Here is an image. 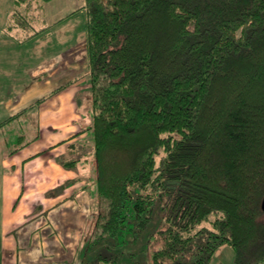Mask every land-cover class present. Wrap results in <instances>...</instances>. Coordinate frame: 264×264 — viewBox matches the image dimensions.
Here are the masks:
<instances>
[{
  "label": "trees",
  "instance_id": "obj_1",
  "mask_svg": "<svg viewBox=\"0 0 264 264\" xmlns=\"http://www.w3.org/2000/svg\"><path fill=\"white\" fill-rule=\"evenodd\" d=\"M52 1L16 0L14 39L49 30L34 20ZM82 9L99 201L88 252L139 244L159 216L133 264H212L225 245L235 264L264 263V0ZM125 256L104 245L91 263Z\"/></svg>",
  "mask_w": 264,
  "mask_h": 264
},
{
  "label": "crops",
  "instance_id": "obj_2",
  "mask_svg": "<svg viewBox=\"0 0 264 264\" xmlns=\"http://www.w3.org/2000/svg\"><path fill=\"white\" fill-rule=\"evenodd\" d=\"M76 1L72 0L76 7L79 4H82L80 5L82 7L86 2L79 0L77 5ZM45 6L46 3L43 6V14L40 16L39 13L34 20L36 30L52 28L63 21L60 6H52L49 18ZM62 6L71 10L68 3ZM16 7V0H0V124L4 123L3 128H11L17 121L20 124H24L25 121L32 124V127L27 124L26 128H20L18 137L14 138L19 144L10 150L12 155L15 154L20 159L16 165L22 164L25 168L41 159L40 155L47 153L49 149L59 151L68 146H77V141L92 125V116L89 113L93 98L90 79L87 78L88 53L87 42L84 39L86 36L80 41L77 38L78 42L75 44L59 48L52 54L50 42H53V36L50 38L49 30L33 39L18 42L11 32H17L19 37L26 33L22 29L14 28L12 31L8 28L10 17L16 11ZM63 36V32L57 33L56 36L60 39L56 38V43L62 46L65 45ZM42 128L49 134L48 138L53 134L52 142L48 147L34 148L32 146L38 144L42 138ZM64 152V157H74L72 162L81 160L77 158L82 153L81 149L71 154L68 153V149ZM36 168V172L45 171L41 163ZM48 169L36 180L37 183L40 182L38 203L52 205L63 199H72L80 195L81 190L84 191V188L79 187L80 184L89 183L88 178L75 179V174L69 168L55 162H51ZM50 171L52 172L49 173ZM92 180L95 182V178ZM159 223L160 221L158 225ZM147 233L149 235L151 232ZM106 243L92 251L87 263L92 264L91 261L95 259L93 252L97 254Z\"/></svg>",
  "mask_w": 264,
  "mask_h": 264
},
{
  "label": "rangeland",
  "instance_id": "obj_3",
  "mask_svg": "<svg viewBox=\"0 0 264 264\" xmlns=\"http://www.w3.org/2000/svg\"><path fill=\"white\" fill-rule=\"evenodd\" d=\"M48 3L45 6L48 18L51 15L52 6H60L62 8L61 17H64L62 22L49 28L50 38L53 36V42H50L52 54L59 48L75 44L78 42L77 38L80 41L87 36L88 19L85 9H80L84 7L80 6L82 4L77 3L79 5L76 7L72 0H54L53 3ZM65 3L69 4L71 10L62 6ZM61 32L64 34V46L56 43L57 33ZM58 40L60 39L58 38ZM87 78L89 80V77ZM90 110L89 115L93 119L92 107ZM24 124L17 121L11 125V128L2 127L3 130H0V264H90L87 263V260L92 252H88L86 242L99 214L96 183L92 180V178H96L97 172L93 144L94 133L88 128L85 136L83 135L77 141V146H68L59 151L49 149L47 153L40 155L41 159L24 168L22 164L16 165L20 159L10 152L15 149V145L19 144L14 138L18 137L20 128H26L27 124L32 127L29 122L25 121ZM41 135V140L32 147H48L52 142L53 134L48 138L49 134L42 128ZM30 137L33 138V135ZM10 138L11 140H9ZM66 149L69 154L81 149L82 153L77 157L81 160L71 165L74 157H64ZM51 162L69 168L75 174V179L88 178V184L79 185L84 188V191L81 190L80 195L75 194L76 196L72 199L58 201L57 204L38 203L40 182L37 183L36 180L49 170L48 166ZM40 163L43 164L45 171L36 172V167H39ZM153 221V224L144 232L139 244L132 245L130 243L122 248H117L116 241L110 240L106 245L113 246L118 253H126L124 262L127 264H133L136 260L144 261L146 258L143 253L145 237L148 235L147 232H152L155 229V226L159 227L160 217L155 216ZM133 250L135 255L137 254L134 261L127 257V255H134ZM215 253L212 264H235L236 252L232 246L225 245ZM93 255L95 257L96 252H93Z\"/></svg>",
  "mask_w": 264,
  "mask_h": 264
},
{
  "label": "water",
  "instance_id": "obj_4",
  "mask_svg": "<svg viewBox=\"0 0 264 264\" xmlns=\"http://www.w3.org/2000/svg\"><path fill=\"white\" fill-rule=\"evenodd\" d=\"M264 205V204H263Z\"/></svg>",
  "mask_w": 264,
  "mask_h": 264
}]
</instances>
